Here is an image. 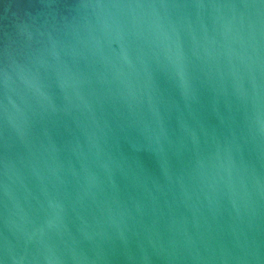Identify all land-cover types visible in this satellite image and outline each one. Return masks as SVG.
<instances>
[{
  "label": "water",
  "instance_id": "1",
  "mask_svg": "<svg viewBox=\"0 0 264 264\" xmlns=\"http://www.w3.org/2000/svg\"><path fill=\"white\" fill-rule=\"evenodd\" d=\"M0 264H264V0H0Z\"/></svg>",
  "mask_w": 264,
  "mask_h": 264
}]
</instances>
